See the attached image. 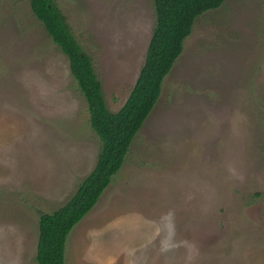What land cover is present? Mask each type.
I'll return each mask as SVG.
<instances>
[{
    "label": "rangeland",
    "instance_id": "374dc122",
    "mask_svg": "<svg viewBox=\"0 0 264 264\" xmlns=\"http://www.w3.org/2000/svg\"><path fill=\"white\" fill-rule=\"evenodd\" d=\"M109 108L139 87L154 0H54ZM76 66L28 0H0V264H38L41 212L102 142ZM66 264H264V0L202 13L125 162L69 233Z\"/></svg>",
    "mask_w": 264,
    "mask_h": 264
},
{
    "label": "trees",
    "instance_id": "16d2710c",
    "mask_svg": "<svg viewBox=\"0 0 264 264\" xmlns=\"http://www.w3.org/2000/svg\"><path fill=\"white\" fill-rule=\"evenodd\" d=\"M46 31L76 66L75 77L92 108V126L102 142L94 169L79 184L74 195L59 209L41 212L36 261L66 264V244L73 227L95 206L125 162L134 137L157 104L165 77L183 50L198 16L224 0H154L165 18L159 19L150 42L145 74L126 103L112 111L93 61L71 31L54 0H28Z\"/></svg>",
    "mask_w": 264,
    "mask_h": 264
}]
</instances>
